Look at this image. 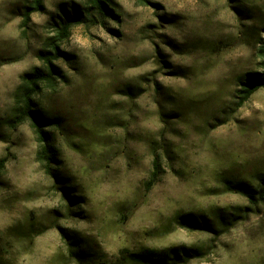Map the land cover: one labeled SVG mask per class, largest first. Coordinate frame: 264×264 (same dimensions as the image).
I'll return each mask as SVG.
<instances>
[{
	"label": "rangeland",
	"instance_id": "obj_1",
	"mask_svg": "<svg viewBox=\"0 0 264 264\" xmlns=\"http://www.w3.org/2000/svg\"><path fill=\"white\" fill-rule=\"evenodd\" d=\"M149 1L112 0L117 18L74 26L62 44L65 79L40 98L59 120L49 176L30 126L8 125L13 94L42 65L56 14L82 0H45L26 32L27 0H0L3 264H113L141 248H176L180 264H264V202L246 213L224 187L264 178V90L238 99L241 77L263 66L264 0ZM187 215L237 218L203 231L181 227Z\"/></svg>",
	"mask_w": 264,
	"mask_h": 264
},
{
	"label": "trees",
	"instance_id": "obj_2",
	"mask_svg": "<svg viewBox=\"0 0 264 264\" xmlns=\"http://www.w3.org/2000/svg\"><path fill=\"white\" fill-rule=\"evenodd\" d=\"M22 13V26L29 27L32 16L43 13L45 10V0H27ZM143 5L150 3L149 0H140ZM112 6V0H82L80 5H75L73 11H64L62 15H57L51 25L56 35L46 43V48L37 53L41 66L24 73L21 76L20 84L13 94V107L8 125L11 129H17L28 124L33 131L39 145L37 161L43 166L45 173L53 176L56 162V150L53 144V131L59 127V120L47 116L41 104V96L47 90L54 91L61 80L65 79L64 72L56 63L65 57L61 51L62 44L70 37L74 26L90 25L99 23L108 18H117ZM257 52L263 61L261 71L247 73L239 81L238 99L239 105H245L251 97L260 90H264V35L259 42ZM5 167V160L0 161V171ZM153 172L147 182V188L152 189L160 178V165L157 160L153 163ZM224 187L228 192L240 194L246 197L250 203L247 212H254L255 209L264 202V178L257 180L256 184L236 183L230 180L224 182ZM237 215L215 216L219 221L215 226L210 217L204 215H187L179 218V225L188 229H200L203 231H213L217 227L224 228L228 224L236 222ZM215 220V222H216ZM188 258H197L199 251L193 253L184 252ZM184 262L182 254L176 248L156 250L152 248H141L139 250H122L113 264H180ZM0 264H3L0 261Z\"/></svg>",
	"mask_w": 264,
	"mask_h": 264
}]
</instances>
